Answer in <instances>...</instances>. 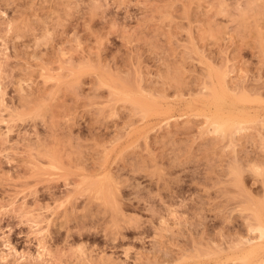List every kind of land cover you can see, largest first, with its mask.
<instances>
[{
	"label": "rangeland",
	"instance_id": "374dc122",
	"mask_svg": "<svg viewBox=\"0 0 264 264\" xmlns=\"http://www.w3.org/2000/svg\"><path fill=\"white\" fill-rule=\"evenodd\" d=\"M0 264H264V0H0Z\"/></svg>",
	"mask_w": 264,
	"mask_h": 264
}]
</instances>
